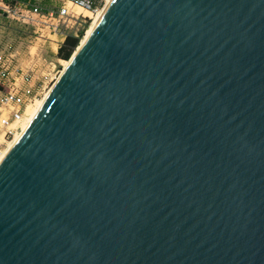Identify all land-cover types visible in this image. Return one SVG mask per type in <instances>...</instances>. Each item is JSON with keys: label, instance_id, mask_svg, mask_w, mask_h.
Listing matches in <instances>:
<instances>
[{"label": "water", "instance_id": "1", "mask_svg": "<svg viewBox=\"0 0 264 264\" xmlns=\"http://www.w3.org/2000/svg\"><path fill=\"white\" fill-rule=\"evenodd\" d=\"M68 60L0 160V264H264V0H111Z\"/></svg>", "mask_w": 264, "mask_h": 264}, {"label": "built area", "instance_id": "2", "mask_svg": "<svg viewBox=\"0 0 264 264\" xmlns=\"http://www.w3.org/2000/svg\"><path fill=\"white\" fill-rule=\"evenodd\" d=\"M62 5L57 11L43 9L37 4L26 3L24 0H0V23L2 14L10 19L15 16H31L39 18L44 27L34 31L38 34L33 41H29L26 55L29 63L19 64L16 54L12 51V45H5L0 49V160L9 142L21 130V124L25 118L26 110L29 106L42 97L44 86L34 82L36 65L42 64L46 60L42 57L45 51L42 45H37L38 41H50L55 44V50L51 51L54 55L63 44L66 36L60 30V23H70L74 14L69 12L68 4L82 9L85 12L95 13L102 4V0H59ZM48 34L59 36L57 40H51L44 35ZM64 33V32H63ZM37 42H34L36 41ZM46 77V75H44Z\"/></svg>", "mask_w": 264, "mask_h": 264}, {"label": "rangeland", "instance_id": "3", "mask_svg": "<svg viewBox=\"0 0 264 264\" xmlns=\"http://www.w3.org/2000/svg\"><path fill=\"white\" fill-rule=\"evenodd\" d=\"M27 2L28 1H26V3ZM32 2L39 5L43 9H49L54 11H57L59 7L62 5V2L59 0H51V1L47 0V2H44L42 0H32ZM107 2L108 0H102L101 8H103ZM68 9L70 13L74 14V17L73 19H71L70 23L61 22L60 30L62 34H64L65 36L70 35L77 37L79 40L77 47H79L82 41L86 38L87 33L94 25L95 14L92 15L87 12H83L81 9L77 7H73L70 4H68ZM14 18L15 19L2 17L0 23V49L3 48L5 45L6 46L12 45V51H14V53L16 54L17 62L20 65L23 63L26 64L29 63V58L26 55L29 41H33L34 38L37 37L38 34L37 33L34 34V31L43 28L45 25L39 18L35 16L31 17V16L21 15V16H15ZM45 32L46 33H44V35L47 36L49 39L54 41L59 39L58 35L53 36V34H48L47 31ZM34 42H37V40ZM37 45L43 46L42 48L45 51L42 52L43 53L42 57L46 60V62L43 64L41 62H38L37 63L38 68L37 65L35 68L36 74L34 75V82L40 83L41 86H44L42 97L36 100L35 102H39L41 99L44 98L43 96H46L52 85L59 78V75L61 74L64 67L68 65V63L70 62L69 60L64 61L63 59L58 58L57 54L54 55V53L51 52L54 51L56 47L53 42L38 41ZM77 47L72 51L70 57L71 56L73 57L74 53L78 49ZM44 75H46V77H44ZM1 95H2V89H0V97ZM33 105L29 107H33ZM26 114H27V110H26ZM28 118L29 116L27 114V117H25L23 121L27 120ZM23 121L21 124V130L16 135L20 134V132L22 131ZM16 135L13 137V140L8 143L6 148L7 151L11 147L12 142L15 140Z\"/></svg>", "mask_w": 264, "mask_h": 264}, {"label": "bare ground", "instance_id": "4", "mask_svg": "<svg viewBox=\"0 0 264 264\" xmlns=\"http://www.w3.org/2000/svg\"><path fill=\"white\" fill-rule=\"evenodd\" d=\"M111 0H108V2L106 3V5L103 7V8H99L95 13H90V12H87V13H89V14H95V16H94V25L92 26V28L90 29V31L87 33V35H86V38L90 35V33H91V31L93 30V28H94V26L96 25V23L99 21V19H100V17H101V15H102V13H103V11H104V9H105V7L109 4V2H110ZM80 9V8H79ZM82 10V9H81ZM101 10V11H100ZM83 11V10H82ZM100 11V12H99ZM83 12H85V11H83ZM99 12V13H98ZM98 13V14H97ZM97 14V15H96ZM86 38L82 41V43L81 44H83L84 43V41L86 40ZM78 49H79V47H77ZM77 49V50H78ZM77 50H76V52H77ZM76 52L74 53V55L76 54ZM73 55V56H74ZM70 63V62H69ZM69 63H68V65H69ZM68 65H66L65 67H64V69L62 70V72L67 68V66ZM61 72V73H62ZM51 89V88H50ZM49 92V91H48ZM48 94V93H47ZM47 94H46V96H47ZM46 96H43L44 98L43 99H41L39 102H35V104L33 105V107H29L28 109H27V114H28V116H29V118L27 119V120H24L23 121V127H22V131L21 132H23V130L27 127V125L30 123V121H31V119L33 118V116L35 115V113L37 112V110L39 109V107L42 105V103H43V101H44V99H45V97ZM27 114L25 113V117H27ZM21 132H20V134H21ZM20 134H18V135H16V138H15V140L12 142V144H11V146L13 145V143L17 140V138L20 136ZM9 148V147H8ZM10 149V148H9ZM8 149V150H9ZM7 153V150L4 152V154H3V156L5 155Z\"/></svg>", "mask_w": 264, "mask_h": 264}, {"label": "trees", "instance_id": "5", "mask_svg": "<svg viewBox=\"0 0 264 264\" xmlns=\"http://www.w3.org/2000/svg\"><path fill=\"white\" fill-rule=\"evenodd\" d=\"M3 2H6V0H1ZM28 1L30 4H35L32 2V0H24ZM7 3V2H6ZM78 38L74 36H66L63 44L60 46L57 52V56L60 59H63L64 61H67L72 53V51L78 46Z\"/></svg>", "mask_w": 264, "mask_h": 264}, {"label": "crops", "instance_id": "6", "mask_svg": "<svg viewBox=\"0 0 264 264\" xmlns=\"http://www.w3.org/2000/svg\"><path fill=\"white\" fill-rule=\"evenodd\" d=\"M42 1L47 2V0H42ZM48 1H51V0H48ZM2 16L5 17V14H2ZM4 17H3V18H4Z\"/></svg>", "mask_w": 264, "mask_h": 264}]
</instances>
